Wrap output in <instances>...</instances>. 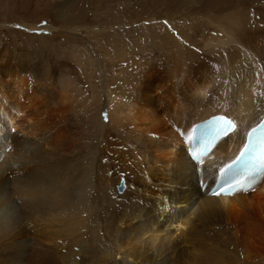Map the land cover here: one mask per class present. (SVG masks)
<instances>
[{
  "label": "bare ground",
  "instance_id": "1",
  "mask_svg": "<svg viewBox=\"0 0 264 264\" xmlns=\"http://www.w3.org/2000/svg\"><path fill=\"white\" fill-rule=\"evenodd\" d=\"M245 24L207 46L223 56L225 76L210 65L190 70L182 51L168 59L175 76L151 63L131 88L110 92L108 127L93 135L70 126L76 103L85 110L94 97L82 68L30 53L29 65L0 60V264H264V182L223 198L197 185L199 176L212 185L264 118V45L228 66ZM117 44L122 75L128 52ZM221 114L237 133L195 165L173 125L190 134Z\"/></svg>",
  "mask_w": 264,
  "mask_h": 264
},
{
  "label": "rangeland",
  "instance_id": "2",
  "mask_svg": "<svg viewBox=\"0 0 264 264\" xmlns=\"http://www.w3.org/2000/svg\"><path fill=\"white\" fill-rule=\"evenodd\" d=\"M242 22L246 23L248 35L239 37L238 44L227 50L230 71L246 58L247 49L256 52L264 47V0H0V60L29 65L31 56H42L70 64L75 70L82 68L94 97L86 102L85 110L78 109L82 101L78 106L76 103L70 111V126L75 134H83L82 126L93 135L99 128L104 131L108 127L110 92L119 83L125 89L131 88L151 63L162 73L170 71L175 76L168 59H179L183 53L191 64L190 70L197 67L194 63L200 67L210 65L225 76L223 56L210 54L207 46H219L224 34H233L232 27ZM154 31L173 36L174 40L161 39ZM116 42L120 51L128 52L124 55L125 65L128 62L126 72L122 75L114 70ZM172 82L167 78L166 84L173 86ZM223 84L220 78L216 79L217 86ZM80 115L86 124L79 121Z\"/></svg>",
  "mask_w": 264,
  "mask_h": 264
},
{
  "label": "snow or ice",
  "instance_id": "3",
  "mask_svg": "<svg viewBox=\"0 0 264 264\" xmlns=\"http://www.w3.org/2000/svg\"><path fill=\"white\" fill-rule=\"evenodd\" d=\"M189 135L192 159L197 165L204 164V156L221 136L237 133L236 123L226 116H217L205 125H197ZM242 146L234 158L219 168L221 190L237 191L252 187L258 178H264V119L243 133ZM215 192L214 195H219Z\"/></svg>",
  "mask_w": 264,
  "mask_h": 264
},
{
  "label": "water",
  "instance_id": "4",
  "mask_svg": "<svg viewBox=\"0 0 264 264\" xmlns=\"http://www.w3.org/2000/svg\"><path fill=\"white\" fill-rule=\"evenodd\" d=\"M120 189H121V190H123V189H124V188H123V185H120Z\"/></svg>",
  "mask_w": 264,
  "mask_h": 264
}]
</instances>
